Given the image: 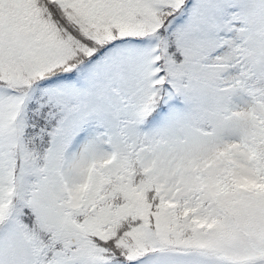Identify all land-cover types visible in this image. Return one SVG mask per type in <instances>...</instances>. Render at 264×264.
<instances>
[{
    "label": "snow or ice",
    "instance_id": "obj_1",
    "mask_svg": "<svg viewBox=\"0 0 264 264\" xmlns=\"http://www.w3.org/2000/svg\"><path fill=\"white\" fill-rule=\"evenodd\" d=\"M0 264H264V0H0Z\"/></svg>",
    "mask_w": 264,
    "mask_h": 264
}]
</instances>
